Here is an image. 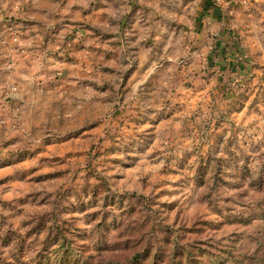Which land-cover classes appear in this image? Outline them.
<instances>
[{
	"label": "rangeland",
	"instance_id": "obj_1",
	"mask_svg": "<svg viewBox=\"0 0 264 264\" xmlns=\"http://www.w3.org/2000/svg\"><path fill=\"white\" fill-rule=\"evenodd\" d=\"M0 264H264V0H0Z\"/></svg>",
	"mask_w": 264,
	"mask_h": 264
}]
</instances>
